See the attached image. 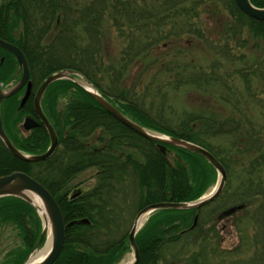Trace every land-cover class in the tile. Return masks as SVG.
Listing matches in <instances>:
<instances>
[{
	"label": "trees",
	"instance_id": "1",
	"mask_svg": "<svg viewBox=\"0 0 264 264\" xmlns=\"http://www.w3.org/2000/svg\"><path fill=\"white\" fill-rule=\"evenodd\" d=\"M249 1L264 8V0ZM208 21L219 29L208 32ZM109 27L122 49L117 61L104 63L98 54ZM0 38L23 51L34 85L60 70L78 72L135 123L201 146L225 168L223 192L211 205L221 202L220 219L231 218L249 233L239 244L253 254L240 259V250L222 249L214 227L205 229L203 209L159 210L135 237L137 264H264V101L245 100L226 70L234 59L229 43L245 48L264 39V22L246 16L234 0H1ZM193 41L207 46L201 59L207 65L184 47ZM1 53L0 82L6 85L16 77V63ZM254 65L264 71V55ZM244 83L248 89L249 78ZM182 89L202 97L197 106L177 109L173 101ZM61 96L68 101L59 109ZM4 104L13 145L28 155L44 153L49 138L43 127L25 138L18 134L31 100L21 111L15 96ZM42 106L58 134L57 150L46 161L23 162L0 141V176L29 175L54 197L65 224L75 222L53 264H118L130 251L131 217L151 204L195 201L217 180L203 157L172 146L161 153L71 81L50 85ZM225 139L229 147L215 145ZM87 170H94L95 184L76 194L73 183ZM4 225L17 229L20 246L2 264H24L41 233L38 215L20 199L1 198Z\"/></svg>",
	"mask_w": 264,
	"mask_h": 264
},
{
	"label": "water",
	"instance_id": "2",
	"mask_svg": "<svg viewBox=\"0 0 264 264\" xmlns=\"http://www.w3.org/2000/svg\"><path fill=\"white\" fill-rule=\"evenodd\" d=\"M234 2L246 16L256 21L264 22V8H257L253 6L249 0H234ZM0 49L7 51L15 58L18 65V70L21 71L20 79L16 84L6 89L0 90V108L3 101L15 95L22 89L23 86L26 85L27 89L25 95L20 102L21 108L28 99L31 87V84L28 81L29 67L27 60L19 48L8 42H5L2 39H0ZM60 80H68L81 87L88 94H90V96L98 103V105L103 110H105L120 124L128 128L135 134L139 135L140 137L148 141L157 143L162 153H165L166 146H172L194 153L203 157L217 173V181L215 187L213 191L208 195H203L195 201L186 203L164 202L151 204L144 207L137 213L127 237L128 245L133 256L132 261L128 264H137L139 261V252L135 242V236L142 226V219L145 216L148 217L152 213L159 210H198L212 203L222 193L226 182V171L221 163H219V161L206 149L177 137L167 136L165 134L148 130L135 123L124 114H122L106 98H104L85 77L72 70H62L49 75L42 81L35 93L33 99V110L36 117L40 121L39 124L44 127L49 137V146L44 153L38 155H28L19 151L6 135L2 126L0 113V141L2 142L6 150L18 160L30 163L43 162L49 159L56 151L58 147V136L42 110L41 100L46 89L51 84ZM39 124L33 122L31 119H26L23 126L25 130H30L31 128ZM6 197L17 198L27 203L30 207L33 208L41 221V233L39 239L24 264H53L57 260L63 249L65 243L66 228L72 226L75 222L73 221L65 225L61 211L53 196L43 185L23 172H13L5 176H0V199ZM33 199H37L40 202L41 208L35 205ZM196 220L197 216H195L194 218V224ZM80 222L87 223L88 221L84 219ZM48 230L50 231L51 235V243L47 255L41 261L30 262L31 257L36 252L42 250L45 247L47 243ZM43 240L44 244L42 245Z\"/></svg>",
	"mask_w": 264,
	"mask_h": 264
},
{
	"label": "rangeland",
	"instance_id": "3",
	"mask_svg": "<svg viewBox=\"0 0 264 264\" xmlns=\"http://www.w3.org/2000/svg\"><path fill=\"white\" fill-rule=\"evenodd\" d=\"M206 24L207 25H205V29L208 30V32L219 29V27H214L215 24L212 21H208ZM235 46H236L235 43H229V47H231V55L234 56V59H231L232 62L230 61L231 68L229 69L226 67L227 74L231 75V78L228 80V83L232 84L236 88V91L239 92L240 95L243 96L245 100L253 101L254 103H258V101H264V71L263 68H258L254 65V60L257 57L264 55V39L252 40L248 42L245 48H236ZM184 47L189 48L191 50L192 57H194L198 63L199 60L202 59V57L204 56L207 50V46L205 44L203 45V43L195 42V41L189 42ZM121 49H122L121 39L118 37L114 29L109 27L108 33L106 32V38L104 39V42H102V47L98 56H100V58L103 59L104 63L105 62L113 63L117 61ZM241 55H243L244 58L241 59ZM209 60H211V56H209ZM202 62L204 63V65L208 64V61H202ZM135 73H136V69H134L133 71V74ZM223 74L224 72H222V75ZM245 77L249 78L248 89L246 83H244ZM131 82L132 80L130 79L128 81V84L130 85ZM248 94H251V96L249 97ZM201 98L202 97L200 95L196 94L190 89L188 91L182 89L180 94L177 95V97H175L173 102L174 105L177 107V109L181 110L184 107L191 108L197 106V102H200ZM67 101H68V96H61L58 102L59 109H62ZM20 128H21V124H20ZM228 142L229 140L225 139L216 142L215 145H217V147L225 148V147H229ZM170 155L173 156L172 153ZM93 175H94V170H87L81 173L76 178L73 185L74 186L76 185L77 186L76 189L78 190H82V191L88 190L95 184V179ZM213 189L214 186L209 188L208 191L206 192V195L211 193ZM220 203L221 202L218 201L215 204L212 205L209 204L210 206L203 208V210L200 212L201 220L206 222L205 229H210L214 227L213 231L218 234V241L220 242V247L222 249L234 250V251L240 250L237 255L238 258L240 259L249 258L254 251L247 250L242 243L239 244L240 236L244 237L243 235H245V237H247L249 233L244 234L246 230L243 228L241 230H238L231 218L228 220L220 219L221 210H219L218 208L220 206ZM134 216L131 217V221L127 226L128 230L130 229L133 223ZM18 246H20V240L18 237L17 229H15L14 226L12 225L1 226L0 227V264L4 262L8 252L17 248ZM131 259H132V253H128L121 259L122 260L121 263L126 264Z\"/></svg>",
	"mask_w": 264,
	"mask_h": 264
},
{
	"label": "flooded vegetation",
	"instance_id": "4",
	"mask_svg": "<svg viewBox=\"0 0 264 264\" xmlns=\"http://www.w3.org/2000/svg\"><path fill=\"white\" fill-rule=\"evenodd\" d=\"M6 23V22H5ZM8 42V41H7ZM18 47V46H17ZM19 48V47H18ZM20 49V48H19ZM21 50V49H20ZM23 52V51H22ZM2 54L3 53H1L0 54V66H1V64L3 63V60H4V57L2 56ZM25 58H26V56H25ZM26 60H27V58H26ZM27 62H28V60H27ZM16 63V62H15ZM28 67H29V72H30V75H29V81H30V93H29V96H28V99H27V101H26V103L29 101V100H31V104H32V112L31 113H28V114H23V116H22V123H20L21 124V128L23 129H21L20 128V124H18L17 125V129L19 130V137L20 138H25L33 129H35V128H39V127H42V125L41 124H39L40 123V121H39V119L36 117V115H35V113H34V111H33V99H34V96H35V93H36V91H37V88H38V85H34L33 83H32V80H31V75H32V70L34 69L33 68V66H30V64L28 63ZM16 69H17V66L15 67V71L14 72H16ZM20 73H21V71H18V76H20ZM4 85V83L3 82H0V89H1V87ZM26 89H27V86L25 85V86H23L22 87V89L17 93V94H15L14 96L16 97V99H17V101H18V106H17V109L18 110H20L21 111V109L23 108V106H22V108H20L19 109V104H20V101L22 100V98L24 97V95H25V92H26ZM45 95V94H44ZM44 95H43V97H44ZM13 96V97H14ZM12 98V97H11ZM42 100H43V98H42ZM6 102V101H5ZM4 102V103H5ZM2 104V106H1V116L3 115L2 114V110H3V108L5 107V104ZM25 103V104H26ZM42 108H43V106H42ZM44 111V110H43ZM2 118H3V116H2ZM26 119H31L33 122H35V123H38L39 125H37V126H34L33 128H31L30 130H25V128H24V121L26 120ZM2 125H3V128H4V121H3V119H2ZM5 130V129H4ZM6 132V131H5ZM77 191H79L78 193H76V194H79V193H81L80 191L81 190H78V189H76Z\"/></svg>",
	"mask_w": 264,
	"mask_h": 264
},
{
	"label": "bare ground",
	"instance_id": "5",
	"mask_svg": "<svg viewBox=\"0 0 264 264\" xmlns=\"http://www.w3.org/2000/svg\"><path fill=\"white\" fill-rule=\"evenodd\" d=\"M33 200H34V199H33ZM34 203H35L36 206H38V207L41 208L40 202H39L37 199L34 200ZM42 213H43V212H42ZM146 217H147V216H145V217L142 219V222H141V223H143V222L145 221ZM50 243H51V235H50V231L48 230L47 243H46L45 247H44L42 250L36 252V253L31 257L30 262H38V261H41V260L47 255V253H48V251H49V248H50Z\"/></svg>",
	"mask_w": 264,
	"mask_h": 264
}]
</instances>
